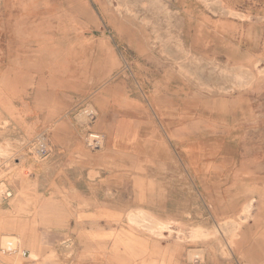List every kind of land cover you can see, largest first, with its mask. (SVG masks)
<instances>
[{
    "label": "crops",
    "instance_id": "0c3cea01",
    "mask_svg": "<svg viewBox=\"0 0 264 264\" xmlns=\"http://www.w3.org/2000/svg\"><path fill=\"white\" fill-rule=\"evenodd\" d=\"M2 1L5 34L18 35L5 44L0 80L8 84L0 104L6 110L12 103L11 112L35 130L54 123L52 152L35 163L25 197H16L24 183L17 173L6 183L11 197L3 206L19 213V239L69 240L67 264H219L216 244L190 248L170 229L158 237L146 227L169 228V221H185L189 212L204 235L217 227L218 217L227 220L229 233L238 221L235 211L250 195L257 201L243 224L241 255L224 264H264V89L219 96L187 88L179 75L156 80L142 68L128 79L95 85L109 72L110 60L127 61L107 58L106 47L89 40L90 0ZM175 1L183 47L197 59L244 67L264 61V0H225L251 22L216 18L203 4L209 0ZM31 34L44 42L32 41ZM140 61L129 60L146 65ZM82 106L92 108L91 121L79 122ZM257 132L259 137H251ZM94 136L100 142L93 140L91 147ZM2 242L12 244L6 237ZM41 245L39 256L30 259L27 250L17 264H58L39 260L48 248ZM53 248L63 258L59 246ZM191 250H204L203 260L192 261Z\"/></svg>",
    "mask_w": 264,
    "mask_h": 264
},
{
    "label": "rangeland",
    "instance_id": "374dc122",
    "mask_svg": "<svg viewBox=\"0 0 264 264\" xmlns=\"http://www.w3.org/2000/svg\"><path fill=\"white\" fill-rule=\"evenodd\" d=\"M9 4L24 5L31 4V2H10ZM62 4L65 6L70 5L69 2H62ZM177 4L175 0H90V26L88 34H86L89 36V40L106 47L107 58H120L127 61L126 65H116L115 61L110 60L112 64L107 67L109 72L101 78H96L94 84L97 85L103 80H111L120 76L128 79L131 74H135L133 70L142 68L143 70H150L156 80L166 77L167 74H173L175 77L179 75V78L185 81L187 88L208 91L219 96L232 95L241 89L251 91L264 89V61H256L249 67L232 66L220 60L204 61L197 59L185 49L180 39L181 15L177 12ZM203 4L216 18L232 20L236 17V19L251 22L252 17L249 14L243 17L238 16L239 14H235L228 7L225 0H209L204 1ZM3 7V1L0 0V73L2 59L5 57L3 54H6L5 44L9 38L8 36L12 41L11 37L18 35L17 33L13 35L5 34L7 14L4 9L6 7ZM11 9H17V7L9 8L10 14H12L11 11H14ZM30 37L32 41L41 39L44 42L39 34H31ZM96 52L97 50L94 51V53ZM133 58L140 59V63H146V65H130L129 60ZM114 68H116V71L110 72ZM93 70H91V73ZM0 82L3 84L0 86V91H2L3 87L7 86L8 81L5 79L4 81L0 80ZM5 108L6 110L0 104V264H17L27 250L31 253L30 259H34L37 247L41 244L48 248L46 255L39 260L47 263L67 264L73 251L72 244H68L70 243L69 240L64 239L52 244L21 241L14 231L18 228V211L14 214L12 210L9 211L6 207L4 209L3 206V200L11 197V191L8 188L12 182L10 177L13 173L18 174V166L22 163L29 164L34 171L36 162L49 158L52 152L49 143V132L51 125L54 123L51 121L45 127L35 130L33 124L29 123L23 116L20 117L18 114L11 112V109H13L12 103H6ZM80 109L82 110L79 111V122L91 121L94 116V114L92 115V108L82 106ZM3 110H5V113H3ZM259 116V123H264V110ZM259 136V132L251 135V137ZM93 140L99 141L95 136L90 137L89 145L91 147L93 146ZM40 142L45 144L47 148V153L43 156L36 153ZM8 181L9 185H7ZM21 182L23 181L20 179ZM32 185L31 181L21 183L16 197H25L24 191L30 190ZM15 200L10 203L12 205L16 204ZM255 201H257V198L250 195L242 201L235 211V218L238 221L234 222L233 227H230L229 233L225 229L227 220L218 217L217 227L213 226L212 232L204 235L198 228H194V219L189 212H186L184 216L186 217L185 221L180 217L182 219L180 222L169 221V224H171L169 228L165 223H159V226H166L165 229H170L169 233L175 232L178 239L190 248L197 244H216L215 255L219 260V264H224L227 257L229 258L231 255L240 257L241 255L243 224L246 223L249 217H252L250 215L252 203ZM142 220H144L142 223H149L145 219ZM155 225L152 228H146L149 232L161 237L162 234L157 231ZM196 231L200 232L199 236H194ZM5 237L12 242L11 245L2 242ZM206 238L209 239L208 242L197 241V239ZM55 246H59V251L63 252V258L58 257L56 249L53 248ZM189 253L192 261L195 260V257L202 261L205 251L191 250ZM37 256L39 255L36 253Z\"/></svg>",
    "mask_w": 264,
    "mask_h": 264
},
{
    "label": "built area",
    "instance_id": "2783aa9c",
    "mask_svg": "<svg viewBox=\"0 0 264 264\" xmlns=\"http://www.w3.org/2000/svg\"><path fill=\"white\" fill-rule=\"evenodd\" d=\"M36 153L39 155V156H43L47 153V148L45 147V144L43 143H38V147L36 149ZM18 176L20 177V179L23 181V182H27V181H30L33 176H34V171H33V168L31 165L29 164H20L18 166Z\"/></svg>",
    "mask_w": 264,
    "mask_h": 264
},
{
    "label": "bare ground",
    "instance_id": "6f19581e",
    "mask_svg": "<svg viewBox=\"0 0 264 264\" xmlns=\"http://www.w3.org/2000/svg\"><path fill=\"white\" fill-rule=\"evenodd\" d=\"M225 227V226H224ZM157 228V231L159 232V233H162V231H163V229H165L166 228V226H158V227H156ZM226 229V228H225ZM194 233V232H193Z\"/></svg>",
    "mask_w": 264,
    "mask_h": 264
}]
</instances>
